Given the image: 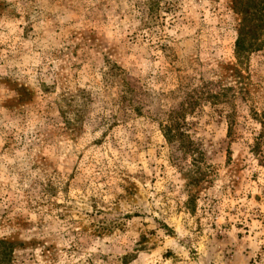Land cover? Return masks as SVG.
<instances>
[{"label": "rangeland", "instance_id": "rangeland-1", "mask_svg": "<svg viewBox=\"0 0 264 264\" xmlns=\"http://www.w3.org/2000/svg\"><path fill=\"white\" fill-rule=\"evenodd\" d=\"M237 1L0 0V264H264Z\"/></svg>", "mask_w": 264, "mask_h": 264}, {"label": "trees", "instance_id": "trees-1", "mask_svg": "<svg viewBox=\"0 0 264 264\" xmlns=\"http://www.w3.org/2000/svg\"><path fill=\"white\" fill-rule=\"evenodd\" d=\"M237 3L238 12L242 18L234 46V54L237 63L242 65L244 60L251 53L259 51L264 43V0H239ZM222 96L216 94L214 98L219 100ZM252 117L260 126V132L254 145V149L257 150L260 142L264 140V110L261 113L253 110ZM231 131L232 125L229 124V132ZM164 135L168 137L169 142L173 140L180 141L183 138V134L177 128L168 127Z\"/></svg>", "mask_w": 264, "mask_h": 264}]
</instances>
